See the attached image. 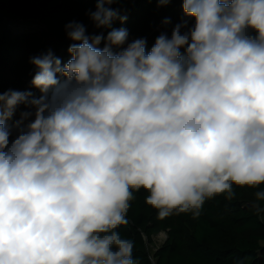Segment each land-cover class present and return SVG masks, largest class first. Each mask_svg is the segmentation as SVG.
<instances>
[{
    "label": "clouds",
    "instance_id": "clouds-1",
    "mask_svg": "<svg viewBox=\"0 0 264 264\" xmlns=\"http://www.w3.org/2000/svg\"><path fill=\"white\" fill-rule=\"evenodd\" d=\"M94 2L106 35L68 23L70 59H30L39 95L0 91V264H136L141 190L161 219L264 201V0H182L150 49Z\"/></svg>",
    "mask_w": 264,
    "mask_h": 264
},
{
    "label": "trees",
    "instance_id": "trees-1",
    "mask_svg": "<svg viewBox=\"0 0 264 264\" xmlns=\"http://www.w3.org/2000/svg\"><path fill=\"white\" fill-rule=\"evenodd\" d=\"M108 7L127 18L123 23L114 21L112 27L126 28L129 40L146 38L149 49L161 32L170 34L171 26L183 17L182 0L165 6L156 0H116ZM95 9L94 0H0V91H20L12 78L19 66L34 68L30 63L34 56L51 50L63 62L70 59L67 49L72 41L65 31L68 23L84 24L90 35H106L108 30L95 29L89 18ZM165 19L171 20L167 29ZM12 21L33 22L40 29L13 31L7 26ZM28 88L39 95L32 85ZM258 190L237 188L231 201L223 196L208 200L196 218L174 214L163 219L146 204L147 194L141 190L131 202L128 224L119 231L134 241L136 264H264V201H256ZM160 232L165 238L150 253L148 246Z\"/></svg>",
    "mask_w": 264,
    "mask_h": 264
},
{
    "label": "rangeland",
    "instance_id": "rangeland-1",
    "mask_svg": "<svg viewBox=\"0 0 264 264\" xmlns=\"http://www.w3.org/2000/svg\"><path fill=\"white\" fill-rule=\"evenodd\" d=\"M9 28H12L13 31L16 30H38L40 27L33 22H21V21H12L7 24ZM130 42L132 40H129ZM20 70L12 78V81L20 88V91H29V86L31 85L32 75L35 73V69L31 65H23L18 67ZM165 238V233L160 232L153 237L152 243L148 246L149 252L153 251L162 244Z\"/></svg>",
    "mask_w": 264,
    "mask_h": 264
}]
</instances>
